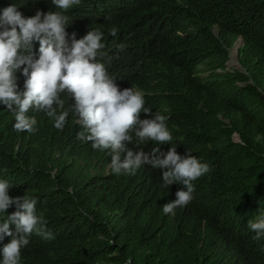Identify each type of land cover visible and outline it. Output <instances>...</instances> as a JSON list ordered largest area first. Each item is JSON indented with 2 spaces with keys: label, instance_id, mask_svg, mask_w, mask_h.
<instances>
[{
  "label": "trees",
  "instance_id": "1",
  "mask_svg": "<svg viewBox=\"0 0 264 264\" xmlns=\"http://www.w3.org/2000/svg\"><path fill=\"white\" fill-rule=\"evenodd\" d=\"M11 2L25 17L62 11L51 0L0 8ZM64 14L69 36L105 33L109 74L142 91L145 106L168 117L177 151L210 170L189 204L164 214L175 198L160 171L115 175L108 150L76 138L71 113L57 130L30 111L37 130L27 133L0 106V168L58 224L32 264H264V238L248 228L264 211V0H79ZM237 42L244 72L227 68ZM138 146L134 137L129 147L149 152Z\"/></svg>",
  "mask_w": 264,
  "mask_h": 264
},
{
  "label": "clouds",
  "instance_id": "2",
  "mask_svg": "<svg viewBox=\"0 0 264 264\" xmlns=\"http://www.w3.org/2000/svg\"><path fill=\"white\" fill-rule=\"evenodd\" d=\"M78 2L51 0L62 11L38 10L31 17L13 2L0 8V106L13 115V128L27 133L37 130L30 111L43 112L57 130L65 128L71 113L81 129L76 138L91 143L94 150H108L113 174L134 175L145 165L160 171L167 199L175 198L162 211L174 214L192 201L193 182L210 167L189 149L181 155L171 143L168 117L158 111L153 114L145 106L144 93L127 77L122 84L109 74L111 57L105 58L103 51L104 32L89 28L80 39L75 32L69 36V17L64 13ZM108 35L115 37L116 30ZM18 74L23 77L22 87ZM63 96L70 100L68 108ZM144 114L152 118L144 119ZM134 137L138 148L144 146L149 152L129 147ZM37 203L27 193L15 192L0 168V264H32L40 247L53 244L58 224ZM259 212L248 223L257 241L264 238V211Z\"/></svg>",
  "mask_w": 264,
  "mask_h": 264
},
{
  "label": "rangeland",
  "instance_id": "3",
  "mask_svg": "<svg viewBox=\"0 0 264 264\" xmlns=\"http://www.w3.org/2000/svg\"><path fill=\"white\" fill-rule=\"evenodd\" d=\"M238 47H239V42L235 43V45L230 50L231 51L230 52V59H229V63L227 64V68L228 69H233V70L236 69V70H239V71H243L241 66L238 64L237 58H236V52L238 50Z\"/></svg>",
  "mask_w": 264,
  "mask_h": 264
},
{
  "label": "water",
  "instance_id": "4",
  "mask_svg": "<svg viewBox=\"0 0 264 264\" xmlns=\"http://www.w3.org/2000/svg\"><path fill=\"white\" fill-rule=\"evenodd\" d=\"M237 53V52H236ZM236 58H237V54H236ZM229 63V60H228V62H227V64Z\"/></svg>",
  "mask_w": 264,
  "mask_h": 264
}]
</instances>
